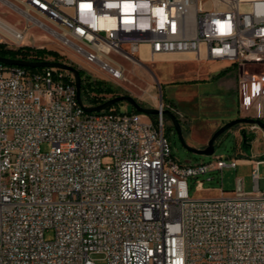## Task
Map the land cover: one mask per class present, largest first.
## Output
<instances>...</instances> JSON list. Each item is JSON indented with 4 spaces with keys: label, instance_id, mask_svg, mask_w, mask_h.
<instances>
[{
    "label": "built area",
    "instance_id": "2783aa9c",
    "mask_svg": "<svg viewBox=\"0 0 264 264\" xmlns=\"http://www.w3.org/2000/svg\"><path fill=\"white\" fill-rule=\"evenodd\" d=\"M0 4L24 19L22 36L38 26L114 79L124 65L112 54L134 65L170 53L226 60L239 117L264 121V0ZM6 44L21 50L16 60L58 62L22 41ZM95 83L77 70L0 62V264H264V192L189 195V178L208 174L197 190L210 173L222 184L223 169L246 157L180 162L163 118L168 111L181 127L178 109L160 100L153 118L120 111V101L90 110L120 96ZM242 129L260 128L240 123L238 136Z\"/></svg>",
    "mask_w": 264,
    "mask_h": 264
},
{
    "label": "rangeland",
    "instance_id": "374dc122",
    "mask_svg": "<svg viewBox=\"0 0 264 264\" xmlns=\"http://www.w3.org/2000/svg\"><path fill=\"white\" fill-rule=\"evenodd\" d=\"M0 20L8 22L18 30H22L25 25L24 19L15 10L3 4H0ZM5 33L7 34V32ZM14 41L12 37L0 34V44L4 47L7 45L6 42L9 43V46H13ZM22 42L25 46L42 48L49 53L50 59L64 63L73 70L79 71L80 74L90 75L93 80H96V91L101 90L105 93L114 92L120 93V96H131L144 108H156L157 104L162 100L164 104H170L178 109L183 119L180 127L181 133L173 126L168 114H163V118L165 135L170 144L171 154L180 162L190 164L208 162L213 159V155L233 156L238 150L239 138L236 128L239 124L231 126L215 139L213 155L197 152L196 150H200V148L188 145L190 140L194 142L203 140L208 130L205 127L206 120L211 119L209 117L218 115L219 112L224 111L227 107L234 110V101L229 98V104L224 105L218 99V96L214 95L212 90L213 83L195 80L197 79L196 71L210 66L212 61L204 63L203 60H176L185 56L194 57V55L192 53H170L157 55L155 61H146L143 64L134 65L123 60L118 55L112 54V58L121 61L124 65V77L119 80L114 79L96 65L86 63L81 55L64 46L57 38H54L38 26L29 27ZM217 62L219 64L225 63L222 60ZM208 80L210 81V79ZM203 84H208L209 89L203 91ZM170 95L177 100L170 97ZM179 98L183 100L178 101ZM118 106L122 112L133 109L132 105L124 100L114 105V107ZM184 112H187L190 116L191 124L188 127H186L187 121ZM258 132L264 134V130L259 129ZM40 148L45 152L50 149V145L43 142ZM210 174L214 175V178L203 182L202 191L195 188L196 181L205 178L208 174L188 179L189 195L191 197H216L215 187H221L225 195L233 194L236 183L234 170L226 168L223 170L222 184L217 180V174ZM51 235V231L45 233L47 239ZM93 256L97 262H102L100 254Z\"/></svg>",
    "mask_w": 264,
    "mask_h": 264
},
{
    "label": "crops",
    "instance_id": "0c3cea01",
    "mask_svg": "<svg viewBox=\"0 0 264 264\" xmlns=\"http://www.w3.org/2000/svg\"><path fill=\"white\" fill-rule=\"evenodd\" d=\"M176 60H196L194 57L185 56L178 58ZM204 63L208 61H212L211 65L205 68L196 71L195 80H202L203 82L213 83L212 90L215 96H218V99L222 102V104H229L230 100L235 102L234 110L227 107L224 111L219 112L216 116H211L209 120H206L205 127L208 129L205 133V137L203 140L194 142L191 141L188 145L195 148H204L213 133L222 125L229 122L230 120H234L239 118L238 113V98H237V74L236 71L230 66V63L226 60H222L225 63L219 64L220 60H203ZM210 79V81L208 80ZM203 91L209 89V85L203 84ZM208 87V88H207ZM173 99H176L172 95H170ZM177 100V99H176ZM183 100V99H178ZM264 102V99H262ZM186 114V127L190 126V116L187 112ZM204 118V116H203ZM205 122V121H204ZM182 132V130H181ZM238 136V135H237ZM239 138V146L238 150L234 153L235 157H242L244 155L247 161H239V163L235 166V168H229L235 171V189L238 187L244 193L251 194L253 192H264V134L259 133L258 130L255 133V137L251 139L247 145L243 146L240 136ZM256 167V180L254 181L252 178V170ZM225 169V168H224ZM223 169V170H224ZM223 174V171H222ZM217 192V196L220 195V189L218 187L214 188ZM234 189V190H235ZM200 189V191H202ZM205 198V197H202Z\"/></svg>",
    "mask_w": 264,
    "mask_h": 264
},
{
    "label": "water",
    "instance_id": "95a60500",
    "mask_svg": "<svg viewBox=\"0 0 264 264\" xmlns=\"http://www.w3.org/2000/svg\"><path fill=\"white\" fill-rule=\"evenodd\" d=\"M0 62H4V63H8V64H15V65H22V66H28V67H41V66H57L60 68H67V69H71L73 70L71 67L62 64V63H58V62H50V61H44V62H34V63H27V62H22L16 59H10V58H4V57H0ZM76 75H77V85H78V73L75 71ZM128 101L132 107L142 113H145L147 115H156L158 114V109L156 108H144L142 106H140L134 98H132L131 96H118L115 97L113 99H110L108 101H106L105 103L101 104L100 106L94 107V108H90V110H99L105 107H108L109 105L118 102V101ZM164 114H168V116L170 117V120L173 124V126L178 130L179 133H181V128L180 125L177 121V119L173 116V114H171L168 111H164ZM246 122H255L259 128L261 130H264V121L261 120H251V119H246V118H236L234 120H231L227 123H225L224 125H222L221 127H219L211 136V138L209 139L207 145L200 149V150H196L197 152L203 153V154H211L213 152V144L215 139L225 130H227L228 128H230L231 126L235 125V124H240V123H246ZM255 137V133L254 132H250V133H246L244 129H242L240 131V138L242 141V145L245 146L247 145V143L253 139ZM193 150V149H192Z\"/></svg>",
    "mask_w": 264,
    "mask_h": 264
},
{
    "label": "trees",
    "instance_id": "16d2710c",
    "mask_svg": "<svg viewBox=\"0 0 264 264\" xmlns=\"http://www.w3.org/2000/svg\"><path fill=\"white\" fill-rule=\"evenodd\" d=\"M38 54H49L48 52L44 51L43 49H38L36 51ZM54 53V52H52ZM21 54V50H14V49H9L5 48L3 45L0 44V57L4 58H10V59H15L18 57V55ZM149 117H154L155 115H148Z\"/></svg>",
    "mask_w": 264,
    "mask_h": 264
},
{
    "label": "bare ground",
    "instance_id": "6f19581e",
    "mask_svg": "<svg viewBox=\"0 0 264 264\" xmlns=\"http://www.w3.org/2000/svg\"><path fill=\"white\" fill-rule=\"evenodd\" d=\"M0 28L7 32V34L16 41H22L24 38V36H22L21 30L16 29L14 26H12L6 21L0 20Z\"/></svg>",
    "mask_w": 264,
    "mask_h": 264
}]
</instances>
